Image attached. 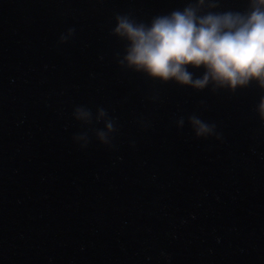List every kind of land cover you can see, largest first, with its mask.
<instances>
[{
  "label": "clouds",
  "instance_id": "obj_1",
  "mask_svg": "<svg viewBox=\"0 0 264 264\" xmlns=\"http://www.w3.org/2000/svg\"><path fill=\"white\" fill-rule=\"evenodd\" d=\"M207 7L208 11H203ZM220 7L219 0H195L182 10L154 16L150 24L137 22L130 14H116L112 34L127 42L120 66L144 73L152 80L167 84L203 90L212 85V91L238 89L255 83L264 91V0H248L246 11H212ZM202 13V14H201ZM75 29H69V35ZM61 42L67 37L61 36ZM203 69L195 77L193 71ZM264 122V96L256 109ZM74 118L90 125V109L77 106ZM97 123L104 129H95L100 143L109 145L110 134L116 131L114 119L103 107L97 109ZM197 138L216 134V124L207 123L196 115L188 117ZM184 126V118L177 127ZM219 138V136H217ZM88 143L87 133L74 136Z\"/></svg>",
  "mask_w": 264,
  "mask_h": 264
}]
</instances>
